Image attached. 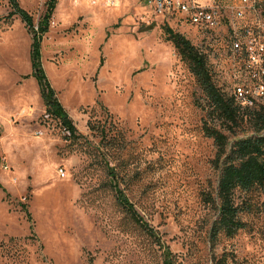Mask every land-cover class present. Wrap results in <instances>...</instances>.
<instances>
[{"label":"rangeland","instance_id":"374dc122","mask_svg":"<svg viewBox=\"0 0 264 264\" xmlns=\"http://www.w3.org/2000/svg\"><path fill=\"white\" fill-rule=\"evenodd\" d=\"M47 2L19 0L36 24ZM11 10L0 0V264H165L167 249L172 264H264V185L236 191L249 207L246 226L212 245L216 146L202 128L204 94L165 32L170 26L190 39L216 84L233 95L249 76L231 49L230 26L208 30L177 14L158 16L145 0H58L42 62L88 137L73 144L46 115L32 75V34ZM89 120L125 130L120 187L155 235L118 203ZM224 132L233 143L235 134Z\"/></svg>","mask_w":264,"mask_h":264},{"label":"trees","instance_id":"16d2710c","mask_svg":"<svg viewBox=\"0 0 264 264\" xmlns=\"http://www.w3.org/2000/svg\"><path fill=\"white\" fill-rule=\"evenodd\" d=\"M57 1L48 0L46 11L37 24L32 14L20 5L19 0H9L12 9L9 16L19 15L32 34L30 55L33 76L38 81L46 115L58 120L61 129L65 132L64 139L76 144L80 143L81 139L85 142L89 141L88 137L78 130L69 112L59 100L42 62L41 41L49 30ZM165 32L181 59L188 64L205 97L206 104L203 106L205 118L202 128L205 135L214 141L216 154L213 163L220 172L216 195H208L209 201L216 205L218 211L210 230V240L214 246L219 236L233 237L246 226L241 215L244 211H249V207L237 202L236 191H250L264 185V98L263 103L255 107L257 101L250 106L237 100L234 94H226L216 84L206 55L190 39L172 27L166 26ZM102 63L103 60H101ZM245 123L252 131L239 134L237 130L243 131L242 127ZM88 126L91 132L100 136L96 151L104 161L118 203L136 224L155 235L153 228L144 220L135 204L120 187L121 178L117 170L122 164L121 161L125 160L123 156L129 151L130 143L125 136V130L114 120H111L109 126L107 121L102 123L89 120ZM224 130L235 134L233 143ZM114 161L116 163L112 164ZM22 207L31 223V231L36 237L30 210L25 203ZM262 209L264 212V203ZM171 254L167 249L165 264H172ZM221 262L222 260H219L217 264H222Z\"/></svg>","mask_w":264,"mask_h":264},{"label":"built area","instance_id":"2783aa9c","mask_svg":"<svg viewBox=\"0 0 264 264\" xmlns=\"http://www.w3.org/2000/svg\"><path fill=\"white\" fill-rule=\"evenodd\" d=\"M158 16L180 15L201 29L230 26L231 49L243 56L248 81L235 84L234 95L252 106L264 98V0H145ZM63 172V170H62Z\"/></svg>","mask_w":264,"mask_h":264},{"label":"crops","instance_id":"0c3cea01","mask_svg":"<svg viewBox=\"0 0 264 264\" xmlns=\"http://www.w3.org/2000/svg\"><path fill=\"white\" fill-rule=\"evenodd\" d=\"M32 44V43H31ZM30 52H31V50H30ZM41 53H42V51H41ZM30 59H31V55H30ZM31 66H32V63H31ZM44 67V66H43ZM44 69H45V67H44ZM45 71H46V69H45ZM32 75H33V69H32ZM26 77V76H25ZM49 80H50V78H49ZM36 81H37V79H36ZM50 82H51V80H50ZM37 83H38V81H37ZM51 84H52V82H51ZM39 86V85H38ZM52 86L54 87V85L52 84ZM55 88V87H54ZM39 90H40V88H39ZM56 90V89H55ZM59 98V97H58ZM60 100V99H59ZM61 101V100H60ZM62 103V102H61ZM63 104V103H62ZM64 105V104H63ZM65 107V106H64Z\"/></svg>","mask_w":264,"mask_h":264}]
</instances>
